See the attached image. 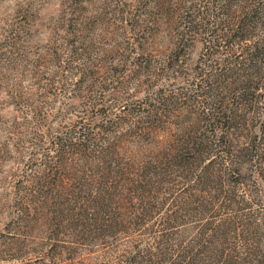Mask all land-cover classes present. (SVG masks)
<instances>
[{
	"label": "rangeland",
	"instance_id": "obj_1",
	"mask_svg": "<svg viewBox=\"0 0 264 264\" xmlns=\"http://www.w3.org/2000/svg\"><path fill=\"white\" fill-rule=\"evenodd\" d=\"M209 3L0 0V264H264V63Z\"/></svg>",
	"mask_w": 264,
	"mask_h": 264
},
{
	"label": "trees",
	"instance_id": "obj_2",
	"mask_svg": "<svg viewBox=\"0 0 264 264\" xmlns=\"http://www.w3.org/2000/svg\"><path fill=\"white\" fill-rule=\"evenodd\" d=\"M209 2V5L212 6V16L215 22L210 31L212 40L215 42L224 41L225 49L230 48L233 44L234 46L236 45V51L240 58L237 61L239 63L246 62L250 58L254 63V60L264 63V0H209ZM217 22L221 23L222 26L219 27ZM251 61H249V65H251ZM248 82L247 80L242 81L240 91L235 90L237 98L241 100V103L244 99H251L255 94L251 90L253 87L256 89V87L251 86ZM80 226L87 228L91 225ZM96 226L97 228H104L107 225ZM61 241L59 240L55 244L54 250L56 254L64 253V250L68 248ZM162 243L135 245L134 248L137 251L129 255L131 262H149L153 264H167L171 262L169 253L165 252L167 250L160 246ZM182 256L183 259H180V264L199 262L198 256L193 253V249L190 246ZM39 257L42 258L44 256L39 255Z\"/></svg>",
	"mask_w": 264,
	"mask_h": 264
}]
</instances>
